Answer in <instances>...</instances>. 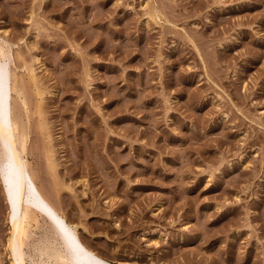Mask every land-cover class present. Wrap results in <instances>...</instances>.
I'll use <instances>...</instances> for the list:
<instances>
[{
    "label": "rangeland",
    "instance_id": "obj_1",
    "mask_svg": "<svg viewBox=\"0 0 264 264\" xmlns=\"http://www.w3.org/2000/svg\"><path fill=\"white\" fill-rule=\"evenodd\" d=\"M0 64L36 181L88 248L264 264V0H0ZM9 212L0 171V264H18ZM53 225L23 264L58 263Z\"/></svg>",
    "mask_w": 264,
    "mask_h": 264
},
{
    "label": "bare ground",
    "instance_id": "obj_2",
    "mask_svg": "<svg viewBox=\"0 0 264 264\" xmlns=\"http://www.w3.org/2000/svg\"><path fill=\"white\" fill-rule=\"evenodd\" d=\"M34 71L30 69V76L37 84L38 79ZM21 83L12 68L2 67L0 64V171L6 184L12 225L9 247L12 249L15 260L18 264H23L21 257V253L24 252L23 245L29 239L32 227L40 223V216L47 213L54 221V231L47 236V241L51 243L52 238L59 237L62 244L61 249L56 250L54 255L58 259L57 264H126L122 261L109 260L88 248L73 231L75 229H71L65 218L58 214L50 196L39 187L36 171L27 157L29 129L24 116L19 113V102L26 110L28 108V100L24 97L26 93L23 95L25 87ZM46 150L49 157V149ZM50 160L48 167H54L55 165L52 164L55 162L52 161V163ZM49 169L54 173L55 169ZM53 175L55 176L56 173ZM25 189L28 191L23 198ZM41 253L48 252L44 249Z\"/></svg>",
    "mask_w": 264,
    "mask_h": 264
}]
</instances>
